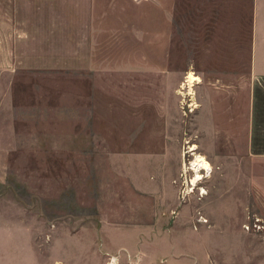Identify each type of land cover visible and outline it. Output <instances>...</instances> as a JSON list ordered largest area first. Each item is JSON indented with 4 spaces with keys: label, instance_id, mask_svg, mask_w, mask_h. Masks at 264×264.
Returning <instances> with one entry per match:
<instances>
[{
    "label": "rangeland",
    "instance_id": "obj_1",
    "mask_svg": "<svg viewBox=\"0 0 264 264\" xmlns=\"http://www.w3.org/2000/svg\"><path fill=\"white\" fill-rule=\"evenodd\" d=\"M249 9L0 0V264H264Z\"/></svg>",
    "mask_w": 264,
    "mask_h": 264
},
{
    "label": "crops",
    "instance_id": "obj_2",
    "mask_svg": "<svg viewBox=\"0 0 264 264\" xmlns=\"http://www.w3.org/2000/svg\"><path fill=\"white\" fill-rule=\"evenodd\" d=\"M250 41H249V124L245 143V152L240 156L233 155V161L248 160L251 165L264 169V124H259V113H264L262 97H264V0H250L249 9ZM194 75L189 73L188 75ZM187 75V76H188ZM200 80L199 77L194 75ZM249 192L257 195L255 200H264V171L250 172ZM259 197V198H258Z\"/></svg>",
    "mask_w": 264,
    "mask_h": 264
},
{
    "label": "bare ground",
    "instance_id": "obj_3",
    "mask_svg": "<svg viewBox=\"0 0 264 264\" xmlns=\"http://www.w3.org/2000/svg\"><path fill=\"white\" fill-rule=\"evenodd\" d=\"M200 83L201 81L198 78L190 74L187 76L184 82L182 91L185 90L186 88H189V95H192V93H190L192 92V88ZM180 95L183 97L182 93ZM194 151H196V146H191L190 152H194ZM193 155L195 157L194 160L189 164V167L184 165L183 169L185 173L187 171H191L194 174L193 179H191V185L195 187L197 182L202 180L203 178L202 174L210 173L212 167L202 156L197 154H193Z\"/></svg>",
    "mask_w": 264,
    "mask_h": 264
},
{
    "label": "built area",
    "instance_id": "obj_4",
    "mask_svg": "<svg viewBox=\"0 0 264 264\" xmlns=\"http://www.w3.org/2000/svg\"><path fill=\"white\" fill-rule=\"evenodd\" d=\"M259 223V221L258 220H256L255 221V223L253 224V231H259L261 228H260V225L258 224ZM246 229H248V227H245Z\"/></svg>",
    "mask_w": 264,
    "mask_h": 264
}]
</instances>
